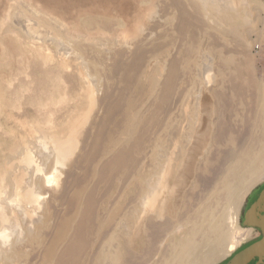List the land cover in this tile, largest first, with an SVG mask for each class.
Masks as SVG:
<instances>
[{"label": "bare ground", "instance_id": "bare-ground-1", "mask_svg": "<svg viewBox=\"0 0 264 264\" xmlns=\"http://www.w3.org/2000/svg\"><path fill=\"white\" fill-rule=\"evenodd\" d=\"M29 1L35 3V5H39L45 12L56 14L61 19H64L65 23L70 26L66 29L71 28L69 35L72 38L84 37L83 39L87 38L88 40L101 38L105 41L108 38V40L110 39L117 46L136 43L144 39L151 24L159 16L157 7L155 8V5L152 4L153 0ZM149 1L150 5H147L146 2ZM171 1L176 10H180L182 14L181 18H184L186 16L185 7L180 4L179 0ZM199 2L201 5V1ZM245 2L244 4L246 5ZM15 3H17L16 0ZM202 4L212 7L216 11L215 13L225 11L228 8L231 11H239L242 8V0H202ZM25 7L28 6L26 5ZM70 7L74 8V12L72 9L69 11ZM212 8L207 9L212 10ZM211 10L209 11L211 12ZM210 12L208 13L210 14ZM228 15L231 16L232 14L229 13ZM13 19L14 17H12ZM218 24L221 25L219 22ZM64 26L62 25V28ZM248 26L251 27L250 25ZM83 27H85L84 30L82 29ZM57 28L59 27L57 26ZM91 28H95L96 31L90 33L89 30ZM217 28L219 29V26ZM223 30L230 31V29ZM25 31L28 32L29 30ZM237 31L235 32L237 33ZM38 36L41 37L42 35ZM240 36L242 37L241 34ZM86 40L85 42L88 41ZM70 41L72 39L68 42ZM71 46L69 45L68 48ZM57 50H59V58L62 62L66 63L70 61L82 64L83 58L76 56V52V54H73L67 48H57ZM197 53L199 52L197 51ZM135 56L134 62L125 65L123 72L119 73L120 65L118 66V70L115 72L113 70L114 73H118L116 74L115 82L111 90L107 91L100 100L98 99V87H96L95 81L85 75L83 68L77 67L79 69V76L82 78V83L79 92L76 94L77 101L66 123L49 134L38 127H24L25 131H23L25 133L21 142L12 146L10 154L8 153L7 158L3 159L0 168V256L4 253L3 250L7 246L8 249L4 250V255L11 253L14 257L11 260L12 263H16L15 260L23 256L30 261L34 260L36 254L34 252L29 255L25 254L21 247H24L26 243L29 246L35 245L39 237L31 235L36 232L38 235V232L45 231V236H49L50 240L42 246L44 254L39 264H215L222 258L223 255L221 253L228 244L229 250L233 253V251H238L242 248V244L246 240L250 239L249 241L252 242V238H255L254 235L258 236L260 232H256L255 228L252 227L251 229L254 230L253 235H248L249 237L246 239V234L250 233L248 226L251 225L247 220V212L243 213L242 210L245 203L248 205L247 210H249L250 205L255 199V194L251 195L252 190L261 181H264V101L262 102V119L259 118L258 124L255 126L258 129L248 134L247 138L248 131L246 126L242 125L236 130L234 124L229 120L228 114L231 104H226L225 94L220 93L217 97L221 99V103L219 100V109L218 111L216 110L217 120L214 123V127H212L213 103L206 92L207 87L215 83L211 67L205 66L204 71H200L196 59L191 60L189 58L185 61V66L189 70L188 72H191V75H193V66L196 71L198 67V76H200V79H203V82L205 81L206 89L202 88L198 92L196 103L194 102V113L190 112L193 118H190L188 115L189 110H191L189 108V95L186 100L184 99L185 101L182 100L178 104L181 107V115L178 118L176 112H174L176 105L175 97L178 91L175 93L174 83L178 84V88L180 89L181 81L179 80L181 77L186 76L178 68V60L172 61L170 72L166 74L167 81L163 85V95L160 97L159 102H156L158 99L156 87L161 78L164 77L165 72L162 68H154L153 62L159 57L158 48H153L148 52L140 50ZM147 57H152V59L147 62ZM198 57L200 56L198 55ZM222 58L224 59L221 60V63H224L225 66V57ZM261 67H259V70H261ZM98 79L100 78L98 77ZM174 79L176 80L174 81ZM194 84L190 88L191 92H195ZM60 91L62 92V90ZM102 101L105 102V107L103 108L105 115L99 123V129L94 133L90 152L83 155L82 160H80L82 163H85V175L83 179L93 177L100 167L102 169L105 166H110L117 170L119 166L124 165V162L130 157V153L133 150H141L155 145V149L158 152L156 153L155 150V153H153V168L145 170L146 167L141 166L140 169L136 170L132 166L133 169H130V189L128 191L131 197L125 195V198H119L112 209L108 208L112 204L114 197H95L94 193L98 192L96 190L97 185L99 184L101 188L103 186L102 182L97 181V185H95V181L92 180V182L90 181V183L81 186L80 189L73 190L69 197L61 199V203L64 206L61 212H57L56 214L43 213L45 220L41 222L42 220L40 221V218H38V212L46 209V207L44 208L45 198L41 192L42 189L38 191L34 187L36 183L34 182L35 184L32 186L31 182H29L34 172L37 175V172L41 171L34 161V152L31 146L35 144L33 147L37 146L46 149L54 158L52 173L49 175L50 177H45L46 186L43 185L45 188H54L56 184H60L59 178L63 175L62 172L66 169L68 163L73 160L72 157L75 156L79 144L78 139L82 135L83 128L85 129L87 126L86 123L94 113V109L97 106L102 107ZM150 102L149 110L146 109L147 113H145L144 109L147 108L146 105ZM24 123L26 124V122ZM186 126H189L188 130H186ZM149 136L153 137L150 143L147 141L149 140ZM135 138L137 139L135 140ZM133 139L135 141L128 147L127 142ZM91 179H94V177ZM210 180H213L214 184L209 193H203L201 190V192L197 191L199 188L204 187L205 184H209ZM107 183L109 182L105 184ZM42 184L45 183L42 182ZM77 184L78 181L76 180L72 188L76 187ZM9 186L12 187L10 191L13 190L16 203L4 201V194H7L5 189ZM87 192L90 196L88 199L83 200V196ZM123 201L126 204L128 203L127 206L122 203ZM227 204H232L236 209L238 208L237 211L241 213H239L240 218L237 213L233 216V213H231L230 217H226V212L229 211L226 210ZM8 210L10 212H7ZM21 211H23L22 215H24V219L29 218L30 226L26 230L30 235L28 240L24 239L23 237L25 236L22 235L15 236L13 243L12 238L14 235H17L16 227L18 226V223L15 226V219L17 218V214L20 216H18V219L21 218ZM101 214L104 216H101ZM239 222L242 227L238 225L236 229H233L234 225Z\"/></svg>", "mask_w": 264, "mask_h": 264}, {"label": "rangeland", "instance_id": "rangeland-1", "mask_svg": "<svg viewBox=\"0 0 264 264\" xmlns=\"http://www.w3.org/2000/svg\"><path fill=\"white\" fill-rule=\"evenodd\" d=\"M21 1H24L27 4H25L24 2H21ZM155 1L153 0L152 4L155 5V8L157 7L156 9L158 11L157 13L159 14V16H158V19H156V21H154L151 24V27L147 31L144 39L139 40L136 43L123 44L121 46L120 45L117 46L114 43H112V41L110 39L108 40V38H106L107 39L106 41L101 39V38L100 39L93 38L90 40H88L87 38L83 39L84 37L72 38L69 35V33H70L69 31L71 28L68 30L66 29L67 27L69 28L70 26L65 23L64 19H61L56 14H52L50 12L49 13L45 12L44 10L41 9V7L39 5H35V3H33V2L31 3L29 0H16L17 3H15V0H0V97H1L0 98V150H1V152H0V162H1L0 168H1V165L3 163L2 162L3 159L7 158V156L10 154V149L12 148V146L16 143L21 142L23 135L25 133L24 127H26V128L38 127L40 129H42L43 131H46L47 134H49V133L53 132L54 130H57L58 128L63 126L64 123H66V120H68L70 113H72V111H73V106H74L75 102L77 101V99H76L77 95L76 94H77V92H79V90L81 88V83H82V78L79 76V73H78L79 69H77V67L83 68L85 75H87L90 79L95 81L96 87H98L97 88L98 89L97 95L99 94L98 99L100 100L101 98H103L104 94L107 91L111 90V87H112V85L116 79V74H118V73H114V72L116 70H118L119 65H120V71H119V73H120V72H123L125 65L131 64L132 62H134V60L136 58L135 54H137L140 50H144V51L148 52L153 48H158V53H159V57H157L158 59L156 58V60H154V62H153L154 68L155 69L156 68H162L165 70L164 77L161 78L159 84L156 87L157 88L156 94L158 95V99L156 100V102H159L160 97L163 95V93H162L163 92L162 91L163 85L167 81L166 74H169V72H170V66L172 64V61L177 59L178 63H179L178 68L182 72H184L186 74V76L181 77V79L179 80V81H181V85H180L181 88L180 89L178 88L179 85L178 84L176 85V83H174L175 93L178 90L176 97H175L176 105L174 107V112H176L177 117L179 118L181 115V109H180L181 107H180V105L178 106V104L182 100H184V99L186 100L188 95H189L190 96L189 97L190 100L188 99L189 100V108L192 111L189 110L188 115L190 116V118H193L192 114L194 113L193 111L195 110V103L197 100V96L199 94L198 92H200L202 88H205V81L203 82L202 81L203 79L202 78L200 79V76H198V74H199L198 73V67H199L200 71H204L205 66H208V67H211V73H212V76L214 77L213 79L215 81V83H214L215 85L211 84L207 87V89L205 88L207 95L210 96L209 97L210 101L213 103V110L214 111L212 110L213 114L211 117L212 127H214V123L217 120L216 113L219 109V104L221 103V99H219L217 96H218V94L223 93V94H225V103L231 104V109L229 111L228 117H229V120L234 124L236 130H238L242 125H245L247 128V131H248V133H247V138H248V134L253 133L256 129H258V127H255V126L258 124L259 118L262 119V102L264 101V68H263V66H264V60H263L264 59V52H263V50H264V47H263L264 46V9H263L264 8V0H248V1L242 0V8H240L239 11H233V10L231 11L229 8L225 10V8H224L225 11L217 12V13H215L216 11L212 7L204 6V4H202V0H191V1L179 0L180 4H182L185 7L186 16H184V18H181L182 14H181L180 10H178V9L176 10V8L173 6V2L171 0H157L156 2ZM199 1H201V5H200ZM244 2L246 3V5L244 4ZM146 3H147V5L148 4L150 5V1L146 2ZM24 5L25 6L27 5L28 7H25ZM4 6H6V7H4ZM201 7L203 9L212 8L213 11L211 9H207V11H205L206 9L203 10ZM245 7H246V9H245ZM214 8H216V6H214ZM22 9H24V10H22ZM71 9L74 12V8L70 7L69 11ZM257 9H258L259 13L257 12ZM10 10H11V12H10ZM209 10H211V12L213 14ZM37 12L39 13L38 14L39 16L37 15ZM208 12H210V14ZM221 13H222V15H220ZM227 13L228 14L230 13L232 15L230 16ZM244 13H245V15H244ZM33 14H35V15L33 16ZM216 14H218V15H216ZM237 14L240 16L238 17ZM251 14H252V16H251ZM204 15H206V16H204ZM208 15H209V17H208ZM16 16H18V17H16ZM211 16H212V18H211ZM214 16L215 17L217 16V18H215ZM235 16L238 18H236ZM12 17H14L13 20H12ZM207 17L210 19H208ZM15 18L17 20L19 18V20L17 21ZM24 18H25V20H24ZM224 18L225 19L228 18V19H226V21L224 22V20H225ZM8 19H10V20H8ZM54 20H55V22H54ZM233 21L236 24V28L239 27L238 29L235 28V24H233L234 23ZM247 21H248V23H247ZM16 22H17V24H16ZM57 22H59V23H57ZM218 22L221 25H219ZM227 22H229V23H227ZM5 23H7L8 25ZM52 23H53V25H52ZM1 24H3V25H1ZM58 24H60V25H58ZM61 24L63 26L65 24L66 25L62 28ZM237 24H239V25H237ZM22 25H23V28H22ZM244 25H245V27H244ZM248 25H250L251 27H249ZM55 26H56V28H55ZM57 26L61 30L59 28H57ZM218 26H219L220 30L217 28ZM230 26H232V27H230ZM221 27H224V28L221 29ZM24 28H26L25 30H29V31L27 32V31L23 30ZM33 28H34V30H32ZM82 29L84 30L85 27H83ZM223 29H230V31L229 30H223ZM248 29H250V31H248ZM62 30H65V31H62ZM232 30L234 31V33ZM55 31H56V33H55ZM94 31H96L95 28H91L89 30L90 33H93ZM222 31L225 33H223ZM235 31H237V33ZM20 32H22L23 34ZM39 32H41V33H39ZM9 33H13V34H9ZM62 34H64V35H62ZM240 34L242 35V37L240 36ZM38 35H42V36L40 37ZM63 36H65V37H63ZM52 37H54V38H52ZM237 37H239L241 39L239 40V38H237ZM76 38H78L77 39L78 41L76 40ZM258 38H259V40H258ZM18 39H19V41H18ZM32 39H34V40H32ZM71 39H72V41L68 42ZM8 40H12V41H8ZM85 40L87 42H85ZM32 41H34V42H32ZM89 41H92V42H89ZM98 41H99V43L101 42V44H99ZM53 42H55V43H53ZM67 42H68V44H67ZM95 43L97 46L96 45L94 46ZM79 44H81V45H79ZM245 44L248 46L249 49L247 48V46ZM54 45H55V47H54ZM69 45H72V46L70 48H68ZM63 46H65V47H63ZM105 47L107 50L105 49ZM110 47H112V48L110 49ZM24 48H26V49H24ZM28 48L31 50V52ZM57 48L58 49L59 48L60 49H64V48L66 49L67 48V49L71 50V53H73V54L76 52L77 53V54L75 53L76 56H80L83 58L82 64H77L75 62H70V61H68L66 63L62 62L59 58V53H58L59 50H57ZM128 48H129V50H128ZM9 50H10V52H9ZM197 51L199 53H197ZM23 52H24V54H23ZM209 53H210V55H209ZM198 55L200 57H198ZM207 55H209V56H207ZM167 57H169V58H167ZM222 57H225V61L227 62V63L225 62V66H224V63H221V60L224 59ZM230 57H232L231 58L232 60L229 59ZM42 58H45V59L42 60ZM189 58L191 60L196 59V62L199 65L198 66L196 64L198 66V67L196 66L197 71H196L195 67L193 66V69H192L193 75H191V72H188L189 70L185 66V61ZM151 59H152V57L151 58L147 57V62L150 61ZM201 60H203V61L201 62ZM210 61H213V62H210ZM157 62H158V64H157ZM159 62H160V64H159ZM165 64H166V66H165ZM62 65L64 68L62 67ZM158 66H160V67H158ZM164 66H165V68H164ZM202 66H203V68H202ZM259 67H261L260 68L261 70H259ZM68 70H70V71L68 72ZM113 70H114V72H113ZM86 72H88V73H86ZM95 72H96V74L98 72L99 75L98 74L96 75ZM98 77L100 79H98ZM175 80L176 79H174V81ZM192 80H193V83H195L194 84V86H195L194 91L195 92H193V91L191 92V89H190L193 85ZM61 85H63V86H61ZM220 85L221 86L223 85L222 86L223 88ZM199 87H201V88H199ZM101 88H102V90H101ZM60 90H62V92ZM99 91H101V92H99ZM174 94H173V96H174ZM184 94H185V96H184ZM65 95L68 97H66ZM193 96L196 98H194ZM64 99H65V101H64ZM66 100H68V101H66ZM219 100H220V103H219ZM151 102L146 105L147 108L144 109L145 113H147L146 111L149 110L148 108L150 107ZM193 105H194V107H193ZM104 107H105V102L102 101V107L97 106L93 111L94 113L92 112L93 113L91 115L92 118L90 117V119L88 121L89 125H88V122L86 123L87 126L85 124L86 127L84 126L85 129L83 128V130H82V135H81L82 137L80 136V138L78 139V141H79L78 142L79 144L77 147L78 152L77 151L75 152V156L72 157L73 160L70 161L71 163L69 162L70 164L68 163V165L66 166V169L62 172L63 175H61V177L59 178L60 184H56V186H55L57 189L55 187L54 188L52 187V189H51V187L50 188L44 187V186H46V182H45L46 178L50 177L49 175H51V173H52V170L54 167V164H53L54 158L52 157V155L50 154L49 151H46V149H44L42 147H37V146L33 147V146H35V144L31 146V149H33V152H34V154H33V156L35 158L34 161L41 171L37 172V175L34 172L31 175L32 179L30 178L29 182H31L30 184L32 186H34V184L36 183L34 187H36L38 191H39V189L40 190L42 189L41 192L43 194V197L45 198L44 199L45 200L44 201L45 202L44 208L46 207V209H43L42 211L38 212V218H40V221L42 220L41 222H43V220H45L44 214L46 212H49L51 214H56L57 212H61L63 210L64 206L61 203L62 198L69 197L71 195V193L73 192V190L80 189L81 186H84L87 183H90V181L92 182V180L95 181L94 182L95 185H97V181L102 182L101 184L103 186L101 188L99 186V184L97 185L96 190L98 192L94 193L95 197H98V198H112V197H114V199L112 200L113 201L112 204L108 208V209H112V207L115 205V203L118 201L119 198H125L128 195L131 197V195L128 193V191L130 189V186H129L130 185L129 183L131 180L130 169L131 170L133 169L132 166H134V169H136V170L140 169L141 166H145L146 167L145 170H148L149 168H153V166H154V164H153L154 163L153 162V155L154 154L153 153H155V150H156L155 145H153L152 147L149 146V147L141 149V150H133L130 153V157H128V159L124 162V165L119 166L117 170L113 167H110V166L109 167L105 166L102 169L100 167L99 171L96 174H94V176H93L94 179H91V178H93L92 176L88 179H83V177L85 175V171H84L85 163H82V161H80V160H82L83 155L89 153L91 150L94 133H96L97 130L99 129L98 128L99 123L101 122L102 118L105 115V112L103 109ZM3 110H4V112H3ZM99 112H100V114H99ZM190 112H192V114ZM7 115H9V116H7ZM9 119H11V120H9ZM50 120H51V122H49ZM24 122H26V124ZM52 122H53V124H52ZM33 123H35V124L33 125ZM21 124H22V126H21ZM38 125H40V126H38ZM185 128H187L186 130H188L189 126H186ZM8 130H9V132H8ZM11 135H12V137H11ZM136 139L137 138H135V140ZM148 139L149 140H147V141L150 143L153 140V137L149 136ZM135 140L133 139L131 141H128L129 143L127 142V146L128 147L131 146L133 141H135ZM38 148H40V149H38ZM123 149H126V148H123ZM39 150H41V151H39ZM151 152H152V155H151ZM157 152L158 151L156 150V153ZM42 158L44 161L42 160ZM36 159H37V161H36ZM39 159H40V161H39ZM43 162H45V163L43 164ZM12 163H14V161H12ZM38 173L40 176L38 175ZM41 174H43L42 177H41ZM37 178H38V180H37ZM76 180L78 181V184L76 185V187L72 188V186L76 182ZM104 180L106 182H109V183L105 184L106 182ZM213 180H210L209 184H205L204 187L199 188L197 191H199V192L202 191L203 193L204 192L209 193V191L212 190V185L214 184ZM42 182L45 184H42ZM103 182H105V183H103ZM261 182L255 186V188L252 190L251 195L255 194V197H256L259 190L264 186V181L262 183ZM57 185H59V186H57ZM126 185H128V186L126 187ZM106 186H108V187L104 188ZM11 188L12 187L9 186L5 189L7 194L6 195L4 194V198H5L4 201L5 202L8 201V203H13V202L16 203V198L13 195V190L10 191ZM54 196H56V197H54ZM89 196H90V194L88 192L85 193L83 196V200L88 199ZM11 198H13V200H11ZM122 203L126 204V202H124V201ZM127 204H126V206H127ZM230 205H231V207H230ZM230 205L229 204L226 205V210H229L226 212V214H227L226 217L227 218L230 217L231 213H233L232 216L237 213L239 215V218H240L241 213L237 211L238 208L236 209V207L234 205H232V204H230ZM243 206H244L243 210H242L243 213H245V212L248 213V210H247L248 205L245 203V204H243ZM7 212H10V210H8ZM22 212L23 211H21L20 215H21V218L23 219V221L21 218H19L22 221V223L18 219V216H19L18 214H17V218H16L17 220L15 219V221H16L15 226H17V223H18V226L16 227V234L17 235L13 236L14 239L12 238L13 243L15 240V236H18V235L25 236L23 238L26 240L29 239L30 234L27 232V230H28L27 227L30 226L29 225L30 221H29V218L24 219V217H23L24 215H22L23 214ZM101 216H104V215L101 214ZM21 224L22 225L24 224V225L22 226ZM238 225L240 227H242L240 225V222H239L238 224L234 225L233 229H236V227ZM21 226H22V228H21ZM248 227H249L248 229H249L250 233L246 234V239L250 235H253L254 230L256 232H260V230L255 226L251 225ZM252 227H254L255 229L252 230L251 229ZM233 229L231 228V230H233ZM25 232H26V234H25ZM45 234H46L45 231L38 232V235H37V232L32 234L31 236L36 235L37 238L39 237L38 240L36 241L35 245L29 246L26 243V245H24V247H21V249L23 250V252H25V254L29 255V254L34 252L36 254L35 259L30 261L29 259H26L23 256V257H19L17 260H15L16 263L25 264V262L27 261L26 264H30V263L39 264L42 260L43 254H44L42 246L50 240L49 236L46 237ZM254 237L255 238H252V239H253V241H256L257 239H259L260 233H258V236L254 235ZM249 240H246L242 244V248L244 246L248 245L249 243H251ZM39 243H41V244L38 245ZM37 247H38V249H37ZM163 248H164V246H163ZM6 249H8L7 246L4 250L6 251ZM4 250H3V252L5 253ZM236 252L237 251H233V253H232L229 250V244H228L225 247V249L223 250V252L221 253L223 255L222 258L220 260H218L215 264H222L223 262H225V261L229 260L231 257H233ZM4 253L0 256V264L5 263V261H6L5 264H10V262H11V264H16L14 262L12 263V261H11L12 259H14L13 255L11 253L5 254V255H4ZM19 259H20V261H19ZM251 262H252L251 259H247L242 264H250Z\"/></svg>", "mask_w": 264, "mask_h": 264}, {"label": "water", "instance_id": "water-1", "mask_svg": "<svg viewBox=\"0 0 264 264\" xmlns=\"http://www.w3.org/2000/svg\"><path fill=\"white\" fill-rule=\"evenodd\" d=\"M247 220L250 225L260 230L261 235L259 239L238 250L233 257L222 264H242L247 259L253 261L256 256L257 259L253 264L264 263V186L259 190L250 205L247 213Z\"/></svg>", "mask_w": 264, "mask_h": 264}, {"label": "flooded vegetation", "instance_id": "flooded-vegetation-1", "mask_svg": "<svg viewBox=\"0 0 264 264\" xmlns=\"http://www.w3.org/2000/svg\"><path fill=\"white\" fill-rule=\"evenodd\" d=\"M264 254V253H263ZM262 254V255H263ZM256 259H257V256L255 257V259L250 263V264H253L255 261H256ZM264 264V263H263Z\"/></svg>", "mask_w": 264, "mask_h": 264}]
</instances>
